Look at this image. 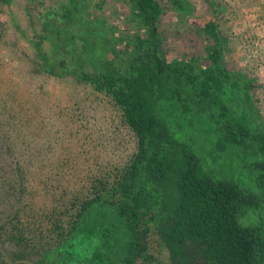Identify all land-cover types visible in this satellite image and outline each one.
I'll use <instances>...</instances> for the list:
<instances>
[{
	"label": "trees",
	"instance_id": "trees-1",
	"mask_svg": "<svg viewBox=\"0 0 264 264\" xmlns=\"http://www.w3.org/2000/svg\"><path fill=\"white\" fill-rule=\"evenodd\" d=\"M123 1L131 3L145 32L117 38L119 53L114 46L109 57H96L101 67L95 71L87 70L77 43L64 44L55 35L53 13L31 14L32 6H26L25 28L14 25L17 44L2 42L12 49L29 44L32 62L44 75L108 99L135 149L123 165L90 172L91 166L83 175L82 166L71 161L78 156L74 148L57 152L50 138L49 151L60 160L46 165L41 158L47 151L34 143L36 131L25 130L34 124L40 131L35 115L43 107L36 99L0 100V264H259L264 238L238 220L257 206L256 199L233 181L211 177L194 150L205 149L198 134L204 132L221 151L264 155V125L252 103L255 83L227 69L228 38L216 21L198 33L208 41L203 54L170 60L159 0ZM19 3L0 0V13L14 12ZM75 13H68V25ZM10 29L0 20V39ZM80 33L79 43H88L87 33ZM105 44L110 41L104 39L97 52ZM180 131L186 142L179 141ZM256 165L264 170V163ZM258 183L264 191V172Z\"/></svg>",
	"mask_w": 264,
	"mask_h": 264
},
{
	"label": "rangeland",
	"instance_id": "rangeland-1",
	"mask_svg": "<svg viewBox=\"0 0 264 264\" xmlns=\"http://www.w3.org/2000/svg\"><path fill=\"white\" fill-rule=\"evenodd\" d=\"M177 1L170 3L169 0H159L165 10L160 30L165 37L167 57L170 60L192 59L203 54L208 41L199 37L198 33L203 32L204 25L209 21H216L228 38L224 64L229 71L244 73L255 83L257 88L252 94V103L259 122L264 125V0H210L219 6L222 13H215L208 0ZM18 6L13 8L14 12L7 9L0 13V20L7 23V28L11 27L6 37L0 39V100H18L26 104L36 99L37 105L43 107L35 115L39 119L37 127L42 125L40 131L32 128L34 124L26 125L25 130L36 131L37 140L34 143L43 147L44 152L47 151L41 158L46 165L60 160L49 151L53 147L50 138L58 145L55 148L57 152L63 146L74 148L78 156H72L71 161L82 166L83 175L91 166L93 169L90 172L97 168L113 170L123 165L134 152L135 141L109 100L103 95H93L88 87H73L70 84L71 88H65V84L60 85L57 80L44 75L32 62L34 53L29 44L24 42L20 48L12 49L2 45V42H8L11 46L17 44L18 35L14 25L25 28L26 6H32L35 10L31 14L40 11L46 16L53 13L52 20L57 24L54 25L55 35L64 44L68 41L77 43L79 55L86 62L89 61L87 70L95 71L101 67L94 64L96 57L102 54L109 57V50H114L110 49L114 46L119 53L117 38L137 31L145 32V25L134 15L133 6L123 0H20ZM75 9L77 13L68 25V13L71 10L75 12ZM81 31L87 33L89 42L86 44L79 43L82 40ZM27 33L31 36L29 30ZM104 39L109 40L110 44H105L103 52H97ZM68 62L72 63L70 60ZM116 62H120L119 59ZM49 64L46 61V67ZM28 107L25 105L23 109L31 117L32 110ZM77 109L79 112L75 111ZM71 115L79 117L78 120L65 119ZM198 134L207 144L203 150L199 147L194 150L203 158L211 173L208 174L215 179L237 183L256 199L257 206L249 208L238 220L245 227L259 229L264 238V191L258 183V176L264 170L256 165L258 162L264 163V155L252 150L221 151L215 143L216 138L204 132ZM177 137L181 142L189 139L182 131ZM68 177L77 179L75 175ZM259 264H264V257Z\"/></svg>",
	"mask_w": 264,
	"mask_h": 264
}]
</instances>
